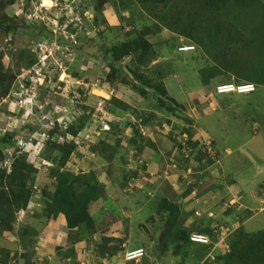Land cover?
<instances>
[{"label":"rangeland","instance_id":"obj_1","mask_svg":"<svg viewBox=\"0 0 264 264\" xmlns=\"http://www.w3.org/2000/svg\"><path fill=\"white\" fill-rule=\"evenodd\" d=\"M42 1L0 0V198L9 195L7 177L19 170L16 161L34 171L23 173L31 191L27 203L21 199L19 208L10 209L0 203V231L5 230L0 232V251H5L0 263L35 264V225L52 220L49 202L56 181L49 170L71 151L63 171L93 173L103 188L89 207L94 234L82 230L77 239H67L79 248L72 249L75 264L79 258L77 264H128L121 252L114 261L102 262L108 257L96 249L100 230L117 223L112 232L122 236L129 225L123 239L129 248L144 250L137 264H219L234 231L252 233L264 221V212L258 214L264 205L245 207L249 194L264 193V85L249 78L264 74V0L211 3L209 11L207 0L166 5L49 0L47 7ZM146 28L151 30L146 37L150 60L138 68L132 58H124L116 64L119 71H111L107 61L113 52L141 38ZM212 32L218 34L216 41L209 39ZM183 46L194 49L178 52ZM227 83L256 89L249 95H217L215 87ZM160 85L164 95L154 91ZM63 114L69 115L66 128L56 122ZM140 128L151 135L143 142ZM184 134L198 145L187 158L190 146L183 152L179 145ZM132 138L137 144H129ZM36 140L38 148L32 145ZM100 143L109 146L104 150L113 155L111 163L90 153ZM207 143L210 152L198 162V147ZM225 187V199L203 213L210 222L197 219L195 212H204L197 198ZM193 191L192 210L188 215L179 210V222L187 236H215L203 249L188 240L176 244L166 226L167 212L157 213L161 200L179 209ZM251 217L243 228L241 221ZM222 231L223 243L216 246L215 233Z\"/></svg>","mask_w":264,"mask_h":264},{"label":"trees","instance_id":"obj_2","mask_svg":"<svg viewBox=\"0 0 264 264\" xmlns=\"http://www.w3.org/2000/svg\"><path fill=\"white\" fill-rule=\"evenodd\" d=\"M144 4H159L166 5L168 2L172 0H140ZM230 1L234 0H207L206 9H210L214 6H227ZM96 0H92V3H95ZM214 5H212V4ZM219 9V7H216ZM209 11V10H208ZM221 25L216 24V26ZM222 28V25L220 26ZM220 28H217L216 32L221 31ZM142 34L141 38L133 41L131 45H125L121 48L120 53L117 51L113 52V60H108L107 64L109 65V69L111 71L118 72L119 68L116 67L117 62L124 58H132V60L138 64V68L146 64L151 57L152 47L149 41L146 40L147 36H150L151 30L146 28ZM139 36V37H140ZM218 34H210L209 39L212 41L217 40ZM232 40V39H231ZM136 54L137 56L135 57ZM260 70H264L263 68ZM249 78L256 79L260 83V85H264V74L263 73H252V76ZM249 81V80H245ZM241 84V83H236ZM244 84V83H243ZM146 91V90H144ZM154 91L157 95H164L165 92L162 89V86H155ZM143 94V92H141ZM111 113V112H110ZM113 114V113H111ZM87 119H89L87 117ZM142 125H144V121H141ZM189 134V138H191V133L186 130ZM138 134V133H137ZM138 139L141 140L142 137L138 136ZM145 139H142L143 142ZM190 140V139H189ZM188 140L187 145H189L192 149H196L198 146L196 143L192 144ZM148 141V140H147ZM130 145L137 144L135 138H132L129 142ZM100 147V148H98ZM106 145L100 143L99 146H94L90 149V153L94 156H98L100 158L105 159L108 163L112 162L113 155L107 153L104 150ZM109 147V146H108ZM107 147V148H108ZM109 149V148H108ZM71 151L63 153L59 165L55 169H50L49 176L54 178L56 181L55 191L50 199L49 208L51 211V219L55 220L58 215H62L65 218L67 231H68V241H73V236L75 239L79 237V233L84 230L88 234L93 235L95 231V224L93 219L89 214V207L91 204L95 203L100 199V194L102 193V187L97 181L95 175L93 173L87 175H79L75 176L69 172L63 171L67 159L70 155ZM205 155L200 150L197 151L196 159L198 162H201L204 159ZM19 165V170L13 172L9 175V195H4L3 198H0V203L3 204L8 209L14 207L19 208L17 206L20 204L21 199L24 202H28L31 197V191L28 190L25 186L24 174L31 175L34 173L33 168L25 162L16 161L15 166ZM17 175V177H16ZM14 179H17L19 185H14ZM83 185L82 189L76 190V186ZM18 189L17 191H14ZM3 200V202H2ZM16 206V207H15ZM167 212V220L166 226L169 231L174 234V240L176 244L185 245L188 240V236L185 231L182 229V223L179 222L180 219V211L177 206L167 200H161L157 213ZM4 212V211H2ZM244 221V220H243ZM241 221V223L243 222ZM7 229H10L9 227ZM5 231V230H1ZM0 231V232H1ZM75 231V232H74ZM128 229L125 228L124 235L126 236ZM73 235V236H72ZM189 242V240H188ZM72 243V242H71ZM125 244V240L121 238L114 237H103L100 240V243L97 245L96 249L98 254L101 257H114L118 253L123 251V245ZM5 251L1 250L0 254L3 255ZM7 258V256H4ZM217 263L219 264H264V230L258 231L254 233H246L242 229H238L234 231L231 236V241L228 243V252L225 256H221L218 258ZM6 264V263H0Z\"/></svg>","mask_w":264,"mask_h":264},{"label":"crops","instance_id":"obj_3","mask_svg":"<svg viewBox=\"0 0 264 264\" xmlns=\"http://www.w3.org/2000/svg\"><path fill=\"white\" fill-rule=\"evenodd\" d=\"M151 166H155V164H153V165L151 164ZM231 189H233V191L237 190L236 187H231ZM225 190H226V187L220 191H217L216 193L209 191V192L202 194L201 196H199L197 198L196 202H198V204H201L200 206L204 209L203 210L204 212H202V213L195 212V213H197L195 215H199V217L197 219H200L201 222H204V221L210 222L209 219L204 218L203 213H205L207 211L206 209L209 206H211V208H214L216 205L215 201L219 202L220 200L225 199V198H222V196H224L226 193ZM261 195H262L261 197H256L254 195L251 196V194H249L250 199L246 200L247 205L245 206V207H247L248 211L256 210L257 206L264 205V193H261ZM193 196H194V191L190 192L189 195L185 196L184 197L185 199H183L182 202H184V201H188V202L186 205H182V207L179 208V210L185 212L187 215L189 214V211L192 210V208L188 205H189V201L192 199ZM212 205H214V206H212ZM262 212H264V206L258 210V214H260ZM194 217H196V216L193 215L190 218V220L193 219ZM252 219H253V217H251L249 219H245V221H243V224L241 223L243 228H245V226L247 224H249L250 221H252ZM116 225L111 226L110 229H108V227L105 229L104 228L101 229L100 230L101 238H103V237H114V238L123 239L124 237H127V235L125 236L124 233L121 236L119 233L112 232V229ZM186 225H187V223H186ZM35 228H37L36 231H37V236H38L37 237V243H36L35 248H34L35 255H36L35 256L36 257L35 258V264H75L74 263V257L72 256L73 255L72 252H73V250H74V252H79L78 251L79 248H78V246L72 245L69 242H67L68 231H67L65 218L62 215H58L55 220L43 221V223L40 222V223H38V225H35ZM128 230H129V225H128ZM252 230L253 231L250 230L252 233L258 232V231H263L264 230V221L260 227L253 228ZM86 241H88V240L86 239ZM127 243H129V242L127 241ZM127 243L125 242V244L123 245V252H121L120 254L123 255L124 252L129 251V250H133V249L129 248V245ZM194 246L197 248L203 249L202 246H199V245H194ZM59 248H61V250L57 251V249H59ZM135 249H137V248H135ZM56 251L59 253L58 255H57ZM117 256H118V254L114 257H111V259H108V258L103 259L102 262L110 263V262L114 261L117 258ZM95 257L93 258L94 260H96ZM78 262H81V258H79L77 260L76 264Z\"/></svg>","mask_w":264,"mask_h":264},{"label":"built area","instance_id":"obj_4","mask_svg":"<svg viewBox=\"0 0 264 264\" xmlns=\"http://www.w3.org/2000/svg\"><path fill=\"white\" fill-rule=\"evenodd\" d=\"M193 49H194L193 47H182V48H178V52H190V51H193ZM255 89H256L255 86L252 84H220V85H217L215 87V93L217 95H225V94L249 95V94L254 93ZM100 110L102 112L101 108H100ZM64 112H66V111L64 110ZM101 112L97 111V113H101ZM58 118H59V120L58 119L56 120V122L58 123V126H60V127L65 126V128H66L68 123H69V115L63 114V115L59 116ZM54 124H55L54 121L50 122V130L54 129ZM106 131H110L109 128H107ZM46 133H48V132H46ZM46 133L42 134V137H45L47 135ZM139 133L143 139H148L151 137V135L147 134V132L145 130H143V128H140ZM181 139H182V141H181L182 143L179 145L182 148V150H183V147L185 148V150L183 151V152H185V151H187L186 147L188 148V146H187L188 137L184 134ZM32 145L35 148H38L40 146V142L38 140H36V143H33ZM209 145H210V143H207L205 146H203L205 148H203V147H198V148L203 150V151L200 150L201 152H204V153L207 152L208 153V152H210ZM188 150H189V153H187L186 158L188 157V154L192 153V151H193V149L191 147L188 148ZM8 166H10V161L8 163ZM215 234L217 235L216 246L222 244L223 243L222 237H224L225 232L222 231L219 233V235H218V233H215ZM217 238H219V239H217ZM188 240L191 244L209 247L214 243L215 236L213 235L212 237H209V236L202 234V233L201 234L192 233L188 236ZM144 257H145L144 250L140 249V248L126 251L123 254L124 262L128 263V264H137ZM90 264H92V262Z\"/></svg>","mask_w":264,"mask_h":264},{"label":"bare ground","instance_id":"obj_5","mask_svg":"<svg viewBox=\"0 0 264 264\" xmlns=\"http://www.w3.org/2000/svg\"><path fill=\"white\" fill-rule=\"evenodd\" d=\"M44 1V2H43ZM42 1V4L44 3V4H46V7L47 6H50V1L49 0H43ZM44 6V5H43ZM45 7V6H44ZM184 47V46H183Z\"/></svg>","mask_w":264,"mask_h":264},{"label":"clouds","instance_id":"obj_6","mask_svg":"<svg viewBox=\"0 0 264 264\" xmlns=\"http://www.w3.org/2000/svg\"><path fill=\"white\" fill-rule=\"evenodd\" d=\"M228 84V83H227ZM206 235V234H205ZM207 236H209V235H207ZM190 243V242H189ZM191 244V243H190ZM192 245H194V244H192ZM199 246H201V245H199ZM202 247H205V246H202Z\"/></svg>","mask_w":264,"mask_h":264},{"label":"water","instance_id":"obj_7","mask_svg":"<svg viewBox=\"0 0 264 264\" xmlns=\"http://www.w3.org/2000/svg\"><path fill=\"white\" fill-rule=\"evenodd\" d=\"M135 55V57H136V54H134Z\"/></svg>","mask_w":264,"mask_h":264}]
</instances>
